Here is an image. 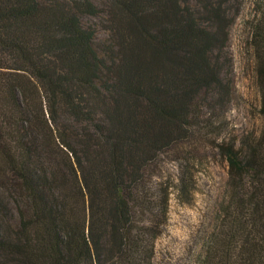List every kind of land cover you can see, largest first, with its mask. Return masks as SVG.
I'll use <instances>...</instances> for the list:
<instances>
[{
    "label": "trees",
    "instance_id": "trees-1",
    "mask_svg": "<svg viewBox=\"0 0 264 264\" xmlns=\"http://www.w3.org/2000/svg\"><path fill=\"white\" fill-rule=\"evenodd\" d=\"M101 11L107 56L81 20ZM231 20L221 0H0V264H153L168 192L141 222L130 201L152 203L147 169L222 84ZM247 25L259 123L219 143L226 178L186 264H264V0Z\"/></svg>",
    "mask_w": 264,
    "mask_h": 264
},
{
    "label": "rangeland",
    "instance_id": "rangeland-1",
    "mask_svg": "<svg viewBox=\"0 0 264 264\" xmlns=\"http://www.w3.org/2000/svg\"><path fill=\"white\" fill-rule=\"evenodd\" d=\"M94 1L104 8V0ZM221 1L232 17L219 59L222 84L199 95L192 105L189 135L161 150L147 169L146 179L151 185L148 193L155 197L152 203L148 206L139 199L130 201L135 219L141 222L148 215V207L157 204L164 191L168 192L166 213L159 218L153 231L155 237L150 240L154 242L153 264L189 261L201 242L203 228L214 215L213 207L226 178V161L219 143L259 123L254 66L246 36L247 22L260 0ZM107 18L106 11L81 16L84 25L94 27L93 45L101 56L110 54L107 46L113 39Z\"/></svg>",
    "mask_w": 264,
    "mask_h": 264
}]
</instances>
